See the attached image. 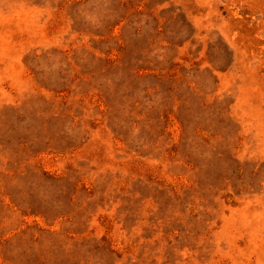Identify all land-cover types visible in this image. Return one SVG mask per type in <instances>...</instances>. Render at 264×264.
<instances>
[{
  "label": "rangeland",
  "instance_id": "374dc122",
  "mask_svg": "<svg viewBox=\"0 0 264 264\" xmlns=\"http://www.w3.org/2000/svg\"><path fill=\"white\" fill-rule=\"evenodd\" d=\"M0 264H264V0H0Z\"/></svg>",
  "mask_w": 264,
  "mask_h": 264
}]
</instances>
